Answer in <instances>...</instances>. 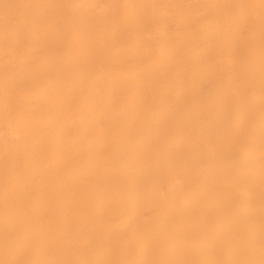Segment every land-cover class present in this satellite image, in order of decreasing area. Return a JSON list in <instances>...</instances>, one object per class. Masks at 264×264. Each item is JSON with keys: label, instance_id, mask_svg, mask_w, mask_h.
Here are the masks:
<instances>
[{"label": "bare ground", "instance_id": "bare-ground-1", "mask_svg": "<svg viewBox=\"0 0 264 264\" xmlns=\"http://www.w3.org/2000/svg\"><path fill=\"white\" fill-rule=\"evenodd\" d=\"M0 264H264V0H0Z\"/></svg>", "mask_w": 264, "mask_h": 264}]
</instances>
